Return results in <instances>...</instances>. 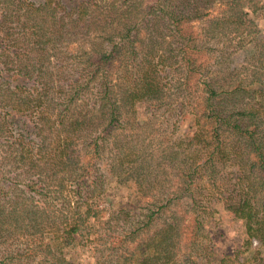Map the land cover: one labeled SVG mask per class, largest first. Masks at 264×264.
<instances>
[{
	"label": "trees",
	"instance_id": "16d2710c",
	"mask_svg": "<svg viewBox=\"0 0 264 264\" xmlns=\"http://www.w3.org/2000/svg\"><path fill=\"white\" fill-rule=\"evenodd\" d=\"M219 2L221 14L211 16L208 9ZM95 3L21 0L0 19L9 51L0 53V264H74L62 253L63 244L81 236L82 225L93 228L96 214L87 206L67 226L72 202L63 189L73 183L71 191L85 205L81 189L106 149L118 180L124 173L139 189L158 190L141 194L154 199L141 218L134 214L128 220L134 219L125 232L129 239L171 211L178 198L187 200L189 210L202 212L224 201L244 227L243 243L232 257L250 252L258 257L253 264H264V36L248 17L259 0ZM14 19L24 29L19 38L8 25ZM203 19L202 39L221 42V55L247 41L255 48L248 65L235 75L229 72L237 77L226 86L205 76L198 61L205 48L196 44L192 23ZM59 37L67 45L76 40L81 48L57 50ZM176 73L182 76L175 78ZM139 104L151 117L187 111L190 131L172 146L158 148L154 121L139 120ZM172 174L176 189L161 191L171 187ZM180 227L172 211L139 242L138 263L227 264L232 259L213 261L206 250L197 259L191 254L178 259ZM109 235L96 234V239L111 246ZM199 245L191 241L189 246L199 252Z\"/></svg>",
	"mask_w": 264,
	"mask_h": 264
},
{
	"label": "rangeland",
	"instance_id": "374dc122",
	"mask_svg": "<svg viewBox=\"0 0 264 264\" xmlns=\"http://www.w3.org/2000/svg\"><path fill=\"white\" fill-rule=\"evenodd\" d=\"M87 1L93 4L99 2V0L95 2L94 0ZM19 2H21V0H14L13 3L11 0H0V19L2 18V14L6 11H15ZM259 4L260 7L255 12L251 11L248 14V17L255 20L258 24L257 29L260 30L258 35L264 36V0H259ZM222 9L223 5L219 2L213 4L208 11L211 16H219ZM19 13L20 11L16 12V14ZM204 19L192 23L193 30L195 31V34L198 35L196 37L198 40L196 44L198 46L203 44L205 48L202 53H199L200 58L198 61L201 62L204 68L205 76L214 78L218 86H226L228 82H233L237 77L235 76L233 79V77L229 75V72L235 75L237 68L243 65H248L246 63L247 59L251 57L255 48H253V43L247 41L245 46L238 51L229 53L225 50V53H223L224 55H221V42L214 39L206 41L205 39H202ZM8 25L15 26L13 29L15 32L13 36L19 38L18 30L22 27L17 23V19H14V23ZM71 31L75 32V30ZM57 36H59V34ZM140 36L143 37L144 34H141ZM0 40L2 43L0 45V53L4 49L5 53H8L9 51L6 49L7 39L4 38L2 31L0 32ZM75 41L76 40L67 45L68 42L66 39H64V37H59L58 41L55 43V48L61 52L70 51L76 53L81 48V45ZM227 43L228 40L226 41V44ZM50 46L52 45H49V47ZM1 64L2 63H0V65ZM179 74L180 73H176L173 76H175V78L177 76H182ZM192 81L193 80H191V82ZM175 95L181 100V95ZM176 102L177 101H175V103ZM138 108L140 109L138 114L139 120H145L146 118L153 119L154 124L151 126L153 128L152 134H154L158 140V148H162L161 145H163V148L172 146L175 144V138L180 137L184 132L190 131L189 127L192 124V115L188 114L187 111L180 115H171L170 117L162 114L151 117L147 111H144L143 104H139ZM111 145V142L108 141L107 146ZM155 151L160 159V151L156 149ZM108 153L107 149L103 150L102 159L100 158L98 160L89 181L85 187L81 189V195L82 199H85V205L81 206V199L75 197L74 192L71 191L72 188L75 187L73 183L67 184L63 189V195L72 202L70 204L69 212L67 213V226H71V224H73V219L79 218L80 209L85 210L87 206L91 207L94 210L92 213L96 214L95 226L93 228H86L85 225H82L80 227L81 236L76 237V234H74L75 237L73 240L63 244L62 253L67 254V256L74 261V264H114L116 260L117 264H139L138 262L141 259L139 258L140 256L137 258L139 254V242L145 239L148 236V233L150 234L154 229L162 226L164 219L166 220L169 213L172 211L180 217L181 222V251L178 254V259H183L184 256L189 254L197 259V257H199L198 254L205 253L203 250H206L208 253L213 254L211 258L215 261L225 255H230L232 257V255L236 253V250L242 245L244 240L243 236H245L243 234V221L227 207L224 201H218V203L211 205L213 206L212 208H205L204 212H202L203 210L200 208L193 211L189 210L187 200L183 197L182 199L178 198L171 203V211H168L167 209L162 216L158 217L160 219L153 220V222L149 224V227L147 226V228L138 231V235L134 236V239H129L128 236H125V232H128L132 228L133 225H131V223L134 222V219L130 222H128V220L133 218L134 214H136V220L137 216L138 218H141L145 206L150 204L154 199V196L144 197L141 196V194L144 193L148 195L150 192L154 193L158 190L142 189L145 191L143 192L133 183V181L129 179L125 180L124 176L127 174L124 173L121 174L120 179L118 180L108 167L110 161V155ZM86 158L87 157H85V160ZM170 185V188H161V191L169 192L176 189V178L173 174ZM228 192L226 193V191H224L226 196L228 195ZM89 203L91 204L89 205ZM77 204L80 206L77 207ZM105 228L108 230L106 229L105 231ZM100 233L110 234L108 238L110 239L109 242H111V246L108 244H102L96 239V234L99 235ZM123 237L125 238L122 239ZM125 239H127V241H125ZM191 241H197V243H200L199 246L201 249L199 252H193V249L190 248L189 245ZM119 246L122 247L120 248ZM3 252L4 250L0 249V258ZM257 259V254L253 255L249 252L247 255L242 252L238 254V258L234 256L232 259H227L226 263L253 264ZM154 263L155 261L151 260L149 264ZM172 264L177 263L174 261Z\"/></svg>",
	"mask_w": 264,
	"mask_h": 264
},
{
	"label": "built area",
	"instance_id": "2783aa9c",
	"mask_svg": "<svg viewBox=\"0 0 264 264\" xmlns=\"http://www.w3.org/2000/svg\"><path fill=\"white\" fill-rule=\"evenodd\" d=\"M256 242L254 241V244H255Z\"/></svg>",
	"mask_w": 264,
	"mask_h": 264
}]
</instances>
